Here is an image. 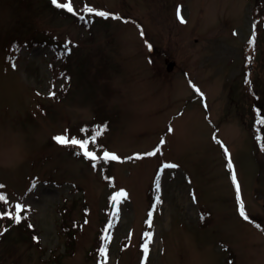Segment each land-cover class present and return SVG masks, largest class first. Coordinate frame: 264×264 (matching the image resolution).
<instances>
[{
	"label": "rangeland",
	"instance_id": "1",
	"mask_svg": "<svg viewBox=\"0 0 264 264\" xmlns=\"http://www.w3.org/2000/svg\"><path fill=\"white\" fill-rule=\"evenodd\" d=\"M256 6L264 13V0H73V12L0 0V212L20 204L37 237L1 231L0 218V264H264V125L247 86L264 97L263 21L250 78L245 64ZM98 128L88 149L118 160L53 139Z\"/></svg>",
	"mask_w": 264,
	"mask_h": 264
},
{
	"label": "snow or ice",
	"instance_id": "2",
	"mask_svg": "<svg viewBox=\"0 0 264 264\" xmlns=\"http://www.w3.org/2000/svg\"><path fill=\"white\" fill-rule=\"evenodd\" d=\"M53 3L56 4L58 7H61V8L66 9L69 12H73L74 11V8H73V0H64L63 3H59L58 0H53ZM84 11L87 12V13H90V14H93L94 13L95 15L105 16V17L108 16V15H110L109 13H106V12H103V11H97V10H95L94 8H92L91 6H89L87 4L84 7ZM178 16H179V10H178ZM179 19L181 20L182 23L185 22L183 20V17L182 16H179ZM142 35H143V33H142ZM66 51H70V48L66 49ZM13 66H15V65H13ZM195 91L198 92L201 96H203V93L200 92V89L195 88ZM49 95L50 96H54L55 93L54 92H50ZM257 123H259L261 125H264V119H258L257 120ZM104 127L106 128V125ZM103 131H104V128H98L95 131L94 135H92L89 138L83 139V140L78 139L76 137H72L71 139H69V137H68V135L66 133L65 134H61V135H57V136L53 137V139L56 142L60 143V144H64V145L71 144V145H77V146H79L80 149L83 151V154L85 155V157L86 158H89V159H91L93 161H99V160H103V161L118 160L119 157L115 153H111V152H109L107 150H104L100 156H97V154H96L95 151H90L88 149L89 143L95 144L97 138L103 133ZM168 131L171 132L172 131V128L169 127ZM214 139H216L215 136H214ZM164 143H165L164 139L161 138L160 144L162 145ZM100 147H102V146H100ZM158 151H159V146L157 147V149L155 151L145 153L144 155L152 156V155H155L156 152H158ZM224 151H225L226 157L228 159L227 167L229 169H232L233 168V165H232V162H231V157L228 155V150H227L226 147L224 148ZM136 158H140V155L137 154L136 155ZM128 159H131V157L128 158ZM163 167L164 168L176 167V165L165 164V165H163ZM231 179L235 183V187H236L237 192H239L240 185H239V183L236 182L237 181V176H236V173H235L234 170L231 172ZM2 187H4V186L3 185H0V188H2ZM157 188H159V184H157ZM126 196H127V193L123 189H121L119 192L115 193L111 197V200L114 202V205H118L120 203V200L118 198H126ZM0 201H3L5 204H7V197L4 194H0ZM21 210H22V206L20 204H17L16 205L15 215H13L12 212L5 211V212H0V218H2L4 216H7L9 218L14 219L16 223H19L20 220H21V216H20V211ZM238 211H239L240 215L245 220L249 219V216L245 212V206H244V203H243L242 200L239 202ZM118 212H119V209L117 207L116 208V212L113 215L114 216L115 215H118ZM149 215L151 216V213H149ZM201 218H203V217H201ZM148 223L150 224L151 221L149 220ZM111 226H112V224L109 223L108 227L111 228ZM257 227H260V225H257ZM6 230L7 229H5V231ZM0 234H2V233H0ZM146 236H148L150 238L151 237V233H146ZM107 239H108V237L106 235L105 236V240H107ZM143 247L145 249V254H147V243H145V245ZM100 252L101 253H105L106 252V248L105 247H101Z\"/></svg>",
	"mask_w": 264,
	"mask_h": 264
},
{
	"label": "trees",
	"instance_id": "3",
	"mask_svg": "<svg viewBox=\"0 0 264 264\" xmlns=\"http://www.w3.org/2000/svg\"><path fill=\"white\" fill-rule=\"evenodd\" d=\"M259 4H263V2L262 1H260L259 2ZM76 15V14H75ZM78 15V14H77ZM84 16V15H83ZM83 16H81V15H78V16H74V17H76L77 18V20H80V21H83V20H81V18H84ZM254 16H255V27H254V31H253V36H252V38H251V46H249L250 47V49H251V52L250 53H248V54H246V61H245V64H246V67L248 66V68H247V76L250 78V73H251V71H252V69H253V67L251 66V64L254 62V59H255V57H256V55H257V48H258V40H257V38H258V36L260 35L259 33V28H258V26H257V24L259 23V22H262L263 21V23H264V13L263 12H261L260 10H259V8H258V6H256L255 8H254ZM51 46L55 49V50H57V52L59 53H61V54H63V52H64V47H63V45H61V46H58V44H54L53 42L51 43ZM59 53V54H60ZM251 75H252V73H251ZM254 83H253V80H252V78L251 79H249L248 81H247V86H248V88L250 89V91H251V93H252V95H251V99L253 100V102L255 103V104H257L258 105V107H259V109H258V111L256 112L257 113V115H258V118H260V119H264V97L262 96V92L260 91L261 89H259V91L256 89V87H253L252 85H253ZM259 111H260V113H261V115H259ZM260 116V117H259ZM157 200H158V198H156ZM8 212L10 211V210H7ZM15 212H16V210H14V211H12V213H13V215H15ZM27 213H26V211L25 212H21L20 211V216H21V220H20V222L19 223H16V222H11V219L12 218H9V217H6V219H7V222H4V225L2 226V230L1 231H5V229H7L6 231H8V230H10V229H12L13 227L12 226H16V228H20L22 231H24L25 233H28V234H30L31 236H33L34 238H37L36 237V235H35V233L34 232H32L33 231V225H30L29 224V222H28V219H27ZM205 217V216H204ZM9 223V224H8ZM68 228H67V231L68 232H70V230H71V227L70 226H67ZM71 233V232H70ZM147 233H150V232H147ZM74 234V232L73 233H71L70 235V239H69V241H68V244L70 245V246H74V237L72 236ZM107 235V234H106ZM105 235V236H106ZM32 237V238H33ZM148 241H149V237H146L145 239H144V242H143V244L145 245V243H148ZM105 244H106V242H105ZM102 247H103V245H102Z\"/></svg>",
	"mask_w": 264,
	"mask_h": 264
},
{
	"label": "water",
	"instance_id": "4",
	"mask_svg": "<svg viewBox=\"0 0 264 264\" xmlns=\"http://www.w3.org/2000/svg\"><path fill=\"white\" fill-rule=\"evenodd\" d=\"M174 65H175V61L174 60L167 61V69L168 70H172L174 68Z\"/></svg>",
	"mask_w": 264,
	"mask_h": 264
},
{
	"label": "bare ground",
	"instance_id": "5",
	"mask_svg": "<svg viewBox=\"0 0 264 264\" xmlns=\"http://www.w3.org/2000/svg\"><path fill=\"white\" fill-rule=\"evenodd\" d=\"M255 27V26H254ZM254 30V29H253ZM260 119V118H259ZM257 120H258V116H257ZM147 245H148V243H147ZM145 258V257H144ZM96 259V258H95ZM100 260H102L103 261V264H104V260L103 259H100ZM94 261H97V259L96 260H94Z\"/></svg>",
	"mask_w": 264,
	"mask_h": 264
}]
</instances>
